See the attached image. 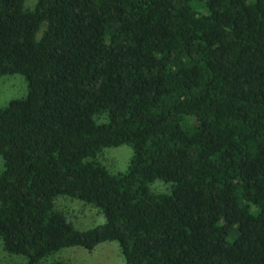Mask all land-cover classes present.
Returning <instances> with one entry per match:
<instances>
[{
  "label": "trees",
  "instance_id": "16d2710c",
  "mask_svg": "<svg viewBox=\"0 0 264 264\" xmlns=\"http://www.w3.org/2000/svg\"><path fill=\"white\" fill-rule=\"evenodd\" d=\"M22 2L0 0V76L26 85L0 106L2 248L38 264L114 239L123 264H264V0ZM122 143L110 172L97 154ZM56 195L103 221L74 228Z\"/></svg>",
  "mask_w": 264,
  "mask_h": 264
},
{
  "label": "rangeland",
  "instance_id": "374dc122",
  "mask_svg": "<svg viewBox=\"0 0 264 264\" xmlns=\"http://www.w3.org/2000/svg\"><path fill=\"white\" fill-rule=\"evenodd\" d=\"M34 2L35 0H23L22 6L24 9H30ZM40 30L41 27L36 32V36L39 35ZM25 91V80L21 74L12 73L0 76V106L11 98L23 96ZM130 155L131 147L127 143H122L103 147L97 154V159L108 171L117 172L126 168ZM1 168L2 159L0 157ZM148 186L153 191H167L169 183L156 178ZM53 205L67 213L73 227L79 230L93 227L103 221V215L97 207L77 198L56 195ZM54 260L67 264H123L118 243L114 239L98 242L89 250L79 245L60 247L42 256L38 264H46ZM0 264H25V256L5 251L0 241Z\"/></svg>",
  "mask_w": 264,
  "mask_h": 264
}]
</instances>
